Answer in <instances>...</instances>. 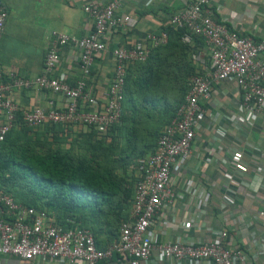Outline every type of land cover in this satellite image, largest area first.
Instances as JSON below:
<instances>
[{"label":"built area","instance_id":"obj_1","mask_svg":"<svg viewBox=\"0 0 264 264\" xmlns=\"http://www.w3.org/2000/svg\"><path fill=\"white\" fill-rule=\"evenodd\" d=\"M212 1L192 0L167 22V26L174 30L185 31L183 43H190L193 37L204 38L211 49V65L204 73L198 71L190 79L186 101L159 136L156 151L137 160L131 216L122 223L118 239L108 248L100 249L89 229H65L56 224L45 210L19 202L11 193L0 189V264L6 255L18 257L21 264L37 257L60 262L82 260L87 264H102L117 257L121 263L142 264L149 261L155 252L162 262L187 260L191 264H251L252 259H256V256L250 259V254L244 249L228 246L230 237L238 232L233 217L230 228L214 229L212 237L203 242L191 241L187 236L161 243L156 237L157 231L179 225L174 212L183 195L174 191V175L182 178L187 170L185 163L196 153L198 139L205 132L207 112L202 103L211 100L214 86L229 80L239 88L241 97L239 109L242 114L228 116L232 126L219 125L212 135V139L219 144H223L227 137L238 141L240 127L251 125L264 113V61L259 58L264 51V35L255 40L231 29L224 22L225 19L217 18ZM121 7V0H108L105 6L97 0H84L83 8L91 15L93 28L83 36L55 33L45 56L43 73L27 77L17 70H0V142L20 123L34 129L48 124L95 126L99 132L106 133L111 126L120 122L129 65L145 62L153 48L167 44L169 40L166 30L150 31L143 44H122L112 48L110 35L124 31V27L134 23L130 14L117 16ZM7 18V5L0 0V37L5 31ZM67 45L81 50L80 68L85 77L73 80L57 75L61 50ZM107 53L114 60L113 77L104 92H94L89 88L87 78L96 57ZM193 57L201 64L206 63L202 57L195 54ZM23 89H35L47 98L49 94L59 95L66 102L56 106L49 99L47 108L35 105L23 108L13 96L15 91ZM17 111L21 112V118H18ZM245 150L254 155L258 153L254 145L247 141L240 142L232 153L234 159L224 157L223 162L237 173L246 171L247 165L239 158L240 154H245ZM215 151L212 148L210 153ZM257 170L256 173L263 174L264 166H258ZM229 180L224 186L235 193ZM262 182L259 188L264 189ZM191 184L188 183L189 190L186 189V192L193 194L186 213L194 222L204 225L208 195L203 198L201 194H196L197 187ZM239 187L245 188L244 185ZM223 208H228V205ZM188 224L186 219L180 227L187 229ZM259 254H264V246Z\"/></svg>","mask_w":264,"mask_h":264},{"label":"crops","instance_id":"obj_2","mask_svg":"<svg viewBox=\"0 0 264 264\" xmlns=\"http://www.w3.org/2000/svg\"><path fill=\"white\" fill-rule=\"evenodd\" d=\"M8 9V18L5 31L0 37V70H17L27 77L38 76L43 73L44 60L48 47L54 41L55 33H68L83 36L93 28V19L84 11V0H2ZM102 6L108 0H97ZM122 7L118 17L130 14L133 25L124 27V31L110 35V46L143 44L147 33L161 31L169 18L180 12L192 0H121ZM212 7L218 19H225V23L238 31L242 36H250L255 40L264 35V0H213ZM193 54L205 59L201 64L198 59L195 64L198 71H206L211 65V49L205 39L193 37L190 43ZM81 50L67 45L61 50V61L57 75L67 76L76 80L84 75L80 68ZM264 61V51L259 54ZM203 63V62H202ZM114 60L109 53L98 56L90 75L89 88L94 92H104L111 83L114 71ZM16 103L23 108L31 106L48 107L49 99L56 106H62L66 99L59 95L49 94L48 98L35 89L17 90L14 93ZM239 88L229 80H223L214 86L209 102L202 103L205 109V132L198 139V147L194 157L189 159L185 166L187 170L182 178L177 177L174 191L182 194L183 198L177 203L174 215L179 225L177 228L157 231V241L163 243L179 237H189L191 241L203 242L212 237L214 229L230 228L233 219L237 223L238 232L230 237L229 247L244 249L251 264H264V254L259 251L264 246V189L259 184L264 183V173H256L258 166H264V113L257 117L251 125H242L239 131V140L226 138L223 144L212 139L215 127L219 125L232 126L228 116L241 115ZM247 141L257 147L258 153L240 154V160L247 165L246 171L235 172L223 158L234 159L232 153L239 143ZM236 143V145H235ZM221 147V148H220ZM215 148L214 153L210 150ZM244 150V149H243ZM242 151V150H241ZM248 151H250L248 149ZM254 151V150H253ZM176 174H178L176 172ZM262 177H261V176ZM230 179V180H229ZM230 181L235 193L229 192L224 183ZM208 182V183H207ZM188 183L196 186V194L208 199L204 213V225L197 224L186 213L193 194L186 192ZM245 188H240V185ZM248 188H246V186ZM257 192V193H255ZM207 193V194H205ZM205 201V200H204ZM228 208H223L224 205ZM229 217V219H227ZM188 219V227H180ZM2 264H21L14 255H6L1 259ZM23 264H87L82 260L60 262L46 257H37L25 261ZM102 264H126L118 261L117 257L105 260ZM142 264H191L181 262H162L158 253ZM200 264H209L201 262Z\"/></svg>","mask_w":264,"mask_h":264},{"label":"trees","instance_id":"obj_3","mask_svg":"<svg viewBox=\"0 0 264 264\" xmlns=\"http://www.w3.org/2000/svg\"><path fill=\"white\" fill-rule=\"evenodd\" d=\"M163 30H166L169 35L167 44L153 48L145 62H134L128 67L120 122L111 126L106 133L99 132L95 126H89L88 129L91 137L119 130L122 127L121 123L124 125L126 120L125 101L131 103L130 106L134 111L139 105V108L144 110L148 117H153L154 112L164 115L162 119L167 117L165 120L163 119V124L155 140L149 143L148 151L140 150L136 154V142L139 140V134L135 126L131 128L133 138L129 152L125 156L131 161L127 178L116 176L115 168L104 166L95 157L88 158L83 155L74 157L68 152L64 154L53 151L38 153L33 145L24 143L15 145V142L18 141L13 137L15 129H22L24 132L34 129V127L23 123L13 127L6 139L0 142V180H2L0 189L11 193L19 202L32 205L39 210H45L56 224L65 229L72 227L89 229L93 232L94 239L100 249L108 248L118 239L122 223L130 219L131 211L119 225L118 221L121 215L120 212H117V208L120 209L123 195L129 192L127 200L129 208L132 209L137 180V160L156 151L159 136L178 115L179 108L186 101L189 84L185 96L173 104L169 100L167 87L179 79L178 75L181 72H184L182 78L185 81L198 72V66L194 62L189 60L187 64L188 57L193 54L194 49L182 42L185 31H177L169 26H165ZM137 70L139 71L136 75ZM201 72L204 73V69ZM133 77L136 78L138 91L142 94V102H137L136 95L129 89L132 81L135 80ZM17 112L18 118H21V112ZM66 126L68 125L48 124L38 130L63 129ZM14 187L21 189L16 191ZM112 215L115 220H108ZM111 240L113 241L111 242Z\"/></svg>","mask_w":264,"mask_h":264},{"label":"rangeland","instance_id":"obj_4","mask_svg":"<svg viewBox=\"0 0 264 264\" xmlns=\"http://www.w3.org/2000/svg\"><path fill=\"white\" fill-rule=\"evenodd\" d=\"M189 60L195 63L196 60L193 54L189 55L187 64ZM138 71L139 70L136 71V75ZM183 74L184 72H181L178 75L180 76L179 79L172 83L171 86L167 87V94L172 104L182 96L184 97L187 92V85L191 77L185 81L182 78ZM133 79L135 80L134 82L132 81L129 89L136 95L137 102H142V94L138 91V86L135 82L136 78L133 77ZM126 100H128V98H126ZM130 104V102L125 101L124 112L126 120L124 125L121 123L122 127L119 130H115L113 133L109 131L105 135L96 134L91 137L89 136V127L80 125L66 126L63 129H28V131L25 132L22 131V129H15L13 137L18 139L15 145L21 143L33 145L38 153L53 151L64 154L68 152L74 157L82 155L88 158L95 157L100 163H103L104 166L115 168L116 176L127 178L126 176L131 161L125 158V156L129 152V147H131V140L133 138L131 128L135 126L139 134V140L136 142V154L140 150L146 149V151H148L149 143L155 140L163 124V119L165 120V118H167L163 117L162 119L164 115L156 114L157 112H154L155 114H153V117H148L146 112L139 108V105H137V107L135 106L137 110L134 111ZM14 188L16 191H20L21 189L20 187ZM127 198L129 199V192L123 195L122 206L120 209L117 208V212H120L121 215L118 221L119 225L131 211ZM113 217L114 215L110 216L108 220H115ZM113 240H111V242Z\"/></svg>","mask_w":264,"mask_h":264}]
</instances>
